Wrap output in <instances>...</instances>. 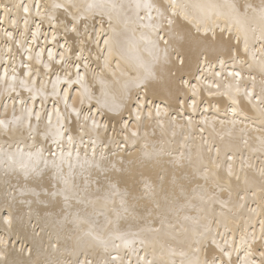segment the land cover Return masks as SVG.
<instances>
[{"label":"bare ground","instance_id":"6f19581e","mask_svg":"<svg viewBox=\"0 0 264 264\" xmlns=\"http://www.w3.org/2000/svg\"><path fill=\"white\" fill-rule=\"evenodd\" d=\"M262 9L0 0V120L12 122L0 128V264H228L221 249L232 264L259 258ZM77 66L83 80L68 87ZM54 109L66 117L55 141ZM37 149L40 174L26 177L19 165Z\"/></svg>","mask_w":264,"mask_h":264},{"label":"snow or ice","instance_id":"6c2138e0","mask_svg":"<svg viewBox=\"0 0 264 264\" xmlns=\"http://www.w3.org/2000/svg\"><path fill=\"white\" fill-rule=\"evenodd\" d=\"M172 4H173V7H175V0H172ZM140 6H141L140 4H137V7H140ZM144 6H146V7H152L151 4H145ZM57 7H60V6L57 5ZM25 11H27V9H25ZM262 11H264V9H262ZM160 14L163 15V12H161ZM168 23L171 24L172 21L169 19ZM65 27L67 28V25ZM71 31L72 32H78V29H77V27H76L75 24H73L71 26ZM160 39L163 40V42L165 44L168 43V41L164 37H160ZM48 55H49V59H52V53L49 52ZM29 59H31V57H29ZM37 59H39V57H37ZM59 60H60V62H63L64 57L61 55L59 57ZM45 67H47V65H45ZM237 75H239V73H237ZM76 77H77L76 81H73L71 79V76L69 75L68 79L66 81H64V83L68 87H71L73 83H79L80 81L83 80V76L81 75L78 66H77ZM59 82L60 81H59V78H58L57 83H59ZM29 91H31V89H29ZM63 96H64V101H65V107L67 108L68 107V102H69V100H71V97L69 96V93L67 91H64L63 92ZM81 103H83V101H81ZM54 111H56V114L58 116V127H57V130H56L55 133H48V132H46L45 135L47 137L49 134H51L52 137H53V140L55 141L57 138H62L63 137V131H62L63 125L60 124L59 121L61 119H65L66 117H61L60 116L59 109H54ZM71 113L74 114L77 118H79L80 115H81L80 110L77 109L75 106H72ZM29 115L30 116L32 115V111L31 110H29ZM39 118H40L39 117V113H36V119L39 120ZM85 119L87 120V117H85ZM48 122H49V126H51V115L50 114L48 115ZM9 123H12V122H6L4 120H0V128L6 129L9 126ZM93 123L95 125V122H93ZM68 139L71 142V139L72 138L71 137H68ZM42 153H43V150L42 149H37L35 153H29L28 154V161H29V163H24V162H21L20 163L19 166L22 169H24V172H25V176L26 177L30 173L35 174L37 176L40 174V171L41 170L39 169L38 165H39V162H40V160L42 158ZM21 155H22V153H21ZM8 158L10 160H14V157L13 156H9ZM44 163L47 166V161H45ZM53 166H55V161H53ZM65 183H67V181H65ZM6 222L7 223H11V219H8ZM252 239H253V242H255L256 237L253 236ZM260 239L261 240H264V235H262L260 237ZM242 242H243V238H242ZM221 252H222V254H223L224 257H227L228 264H232V252L231 251H228L227 249H221ZM249 257H251V258H249ZM85 264H90V262H87L86 261ZM205 264H216V260L215 259H212L211 261L206 260L205 261ZM220 264H224V261L221 260L220 261ZM243 264H264V250H260L259 251V258H256L255 255H254V253L249 252L248 253V256L245 257V260L243 261Z\"/></svg>","mask_w":264,"mask_h":264}]
</instances>
